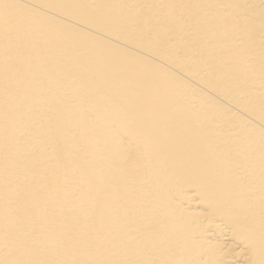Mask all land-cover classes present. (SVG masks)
Masks as SVG:
<instances>
[{"label": "bare ground", "instance_id": "obj_1", "mask_svg": "<svg viewBox=\"0 0 264 264\" xmlns=\"http://www.w3.org/2000/svg\"><path fill=\"white\" fill-rule=\"evenodd\" d=\"M0 264H264V0H0Z\"/></svg>", "mask_w": 264, "mask_h": 264}]
</instances>
